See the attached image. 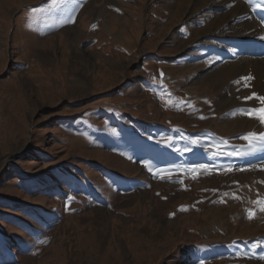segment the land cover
<instances>
[{"label": "rangeland", "instance_id": "1", "mask_svg": "<svg viewBox=\"0 0 264 264\" xmlns=\"http://www.w3.org/2000/svg\"><path fill=\"white\" fill-rule=\"evenodd\" d=\"M181 1L67 0L29 27L50 0H0V264H264L263 161L212 155L248 141L203 81L252 46Z\"/></svg>", "mask_w": 264, "mask_h": 264}, {"label": "bare ground", "instance_id": "2", "mask_svg": "<svg viewBox=\"0 0 264 264\" xmlns=\"http://www.w3.org/2000/svg\"><path fill=\"white\" fill-rule=\"evenodd\" d=\"M213 1L216 2L215 7L228 9L229 12L224 23L219 25L217 29V34L223 35L220 38H226L229 41L228 43L225 41V47L240 40L252 46V51L248 58L242 57L241 53L237 55L228 54V59H225V62L210 72L207 78H203V81L208 88H216L221 94L227 91L229 97L227 95L226 97L229 98L232 109L230 113L228 112L226 120L233 126L232 135L254 132L253 127L255 126L259 127L260 132H264V124H261L256 116L248 117L239 111L244 107L247 109H264V104H261L255 97L250 100L245 99L253 96V93L256 96H264V0H251V3L249 0ZM187 4V0H182L177 5V11L179 13L184 12L187 9ZM256 4H260L262 7L254 10ZM225 30H229L230 34ZM244 77H249V79H242ZM236 81L240 82L236 83ZM233 86L236 87L237 92L233 91ZM207 87L202 86L200 89L206 92L209 90ZM244 100L249 102V105H245ZM256 131L258 130L256 129ZM253 156V159L258 157L263 161L255 168L261 171L254 176H260L264 174V148H258Z\"/></svg>", "mask_w": 264, "mask_h": 264}, {"label": "snow or ice", "instance_id": "3", "mask_svg": "<svg viewBox=\"0 0 264 264\" xmlns=\"http://www.w3.org/2000/svg\"><path fill=\"white\" fill-rule=\"evenodd\" d=\"M249 3H251V0H249ZM67 4V0H50V4L47 7L44 8H32L30 10V14L28 16V26L32 27L33 24L37 23L39 19H41L44 16H50V14L55 9H59ZM262 5L256 4L254 5V10L256 8H260ZM46 22V21H45ZM72 22V17L68 16L66 19L60 20L57 23L63 24V23H70ZM244 80L249 79V77L242 78ZM240 81H236V83H239ZM168 99L166 100V103L169 105H174L173 99L171 98V94H167ZM255 97L257 100L261 102V104H264V96H256L255 93H253V96L246 97L245 99H252ZM163 98V96H162ZM239 111L249 114V115H255L256 118L260 121L261 124H264V109H240ZM241 139H244L248 141V149L246 151H233V152H227L221 150L218 146L212 145L211 147H215L217 150L212 152L213 156H220V155H240V156H246L253 154L258 148H264V132L256 133V132H249L246 135L242 136ZM193 143H198V141L194 140ZM169 146H171V138H168ZM225 145L227 144L226 141H223ZM145 166L149 168V171H152V168L148 165L147 162H145ZM230 167V166H229ZM195 168L200 169H207V165H196ZM170 177V174H169ZM163 178V177H162ZM254 204H257L259 206V210L264 212V199H258L256 201H253ZM184 210V209H182ZM255 215L254 211L252 209L248 210V218L251 219ZM235 243V241L233 242Z\"/></svg>", "mask_w": 264, "mask_h": 264}]
</instances>
